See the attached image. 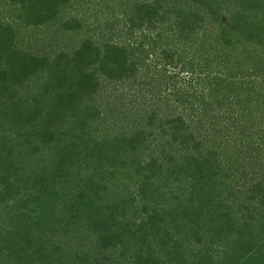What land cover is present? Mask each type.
I'll return each mask as SVG.
<instances>
[{"label": "trees", "instance_id": "obj_1", "mask_svg": "<svg viewBox=\"0 0 264 264\" xmlns=\"http://www.w3.org/2000/svg\"><path fill=\"white\" fill-rule=\"evenodd\" d=\"M89 1L0 0V264H264V0H118L58 77L14 43Z\"/></svg>", "mask_w": 264, "mask_h": 264}, {"label": "rangeland", "instance_id": "obj_2", "mask_svg": "<svg viewBox=\"0 0 264 264\" xmlns=\"http://www.w3.org/2000/svg\"><path fill=\"white\" fill-rule=\"evenodd\" d=\"M92 1H94V0H92ZM99 2H100V0H97L96 3L94 2V4H96V5L91 4V7L92 6L95 7V8L90 7L91 11H95L94 13L88 14V16L85 18H82V17H84V14H83V16H80L81 22L79 23V25H82L81 29L79 27H77L79 25H77L75 22H74V24H76L77 26H75L72 23H69L68 28L64 27L63 29L62 28H60V29L56 28L55 29L53 24H47L45 26V28H43V30H36L35 29L36 31L27 27L23 30H20V32H21L20 33V42H21L22 37H24V39H25V42L23 43V45H21L20 42H18L19 41L18 39L15 40L14 43L19 44L21 46V48H20L21 52H23V51L27 52V51L31 50V51L35 52L36 54H39L41 56L42 55L49 56L50 58H52V57L54 58L61 51H64L66 55L63 56L62 59H60V60H62L61 66L59 67V69L57 68V73L54 72L52 74L53 77L54 76L58 77L62 73H64V71L66 70V63L68 61H70L69 59L73 56V54H75L76 51H79V48L81 47L83 40L91 34L88 32V28H90V30H91L92 27H88V28L85 27L86 22L89 21L93 25V23H94L93 21H95L96 18H100L105 23V21L108 19V17H110L114 14L117 15V13H119V11H118L120 8L119 5H117L116 10L113 7V10L115 12L110 11V10H108L109 8H107L108 5L114 6L115 4L119 3L118 0H103V3L106 2V4H103V6H101V4H99ZM73 26L75 29H73ZM114 30L116 31L115 28L112 30H108L106 27H104V25H101L100 33L104 34L105 38H107V39L108 38L111 39V37L114 36L117 40L119 39L118 41H120L121 37L119 38V36L117 35V31H116V35H113L115 33ZM36 32H37V34H36ZM96 32H97V34L99 33L98 26H97ZM153 34H155V32ZM165 40L170 43L172 41V38H171V36H170V38H167V39L164 38L163 42L156 40V45L165 46L164 45ZM183 65H184V62H183ZM183 65L181 62L178 65V69H181ZM189 76L190 75L187 74L185 71H182L181 74L179 75V80H178L179 83H177L178 96L182 95L183 97H185V96L188 97L189 95L192 94V92H191L192 86L189 84V79H190ZM51 80H52V76H50V75H46V77L44 79L42 76L40 77L39 80L35 79V81H38L39 84L42 83L41 84L42 86L45 82H48ZM119 83L124 84V82H121V81ZM252 86H253V83H252ZM18 87H20L19 89L23 92L27 91V88H29V86L27 87V82H25L22 86H18ZM36 88L37 87L35 86L34 89H36ZM129 88H130V86H129ZM38 89H39V87H38ZM119 89H120V92L118 91V94L122 93V92H126L128 89V84L120 86ZM167 91H170V90H167ZM179 106H180V102H179ZM179 111L180 112L183 111L182 107H180ZM131 115L136 116L135 111ZM196 115H198V113ZM90 122H91L90 125H92L93 128H95V126H98L97 123H100L99 121L97 122L95 119L92 121L90 120ZM96 130H98V129H96ZM110 133L113 134V132H110Z\"/></svg>", "mask_w": 264, "mask_h": 264}]
</instances>
